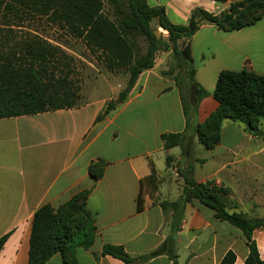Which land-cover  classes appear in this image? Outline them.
Masks as SVG:
<instances>
[{
  "label": "crops",
  "instance_id": "crops-1",
  "mask_svg": "<svg viewBox=\"0 0 264 264\" xmlns=\"http://www.w3.org/2000/svg\"><path fill=\"white\" fill-rule=\"evenodd\" d=\"M145 1L149 7H162L171 23L185 25L195 8L217 15L244 0ZM187 42L193 79L207 92L196 106L194 119L199 123L218 105L212 91L221 70L247 68L264 75V15L233 31L202 22ZM169 52L161 51L164 57L156 54L153 67L141 72L125 101L102 120L96 117L115 94L91 96L73 107L0 118V237L7 235L0 264H27L35 210L46 203L57 208L82 190H89L86 208L96 232L88 249L75 248L77 264H122L102 255L104 244L120 245L131 256L155 249L169 234L171 220L158 201L179 198L183 183L171 175L167 155L171 165L178 162L183 171L190 167L187 175L194 181L228 189L230 212L264 218V118L259 122L261 135L250 133L242 122L224 120L220 142L211 149L196 135L186 152L179 146L163 148V133H179L185 127L180 93L192 98L186 62L164 74L171 69L165 60ZM98 160L105 165L102 176L94 179L88 167ZM151 166L155 182L146 183ZM252 234L264 259V228ZM175 248L177 264H219L227 251L235 254L233 264H243L248 253L241 230L218 219L211 207L195 198L185 205ZM44 264L63 262L56 253ZM139 264L173 263L161 254Z\"/></svg>",
  "mask_w": 264,
  "mask_h": 264
},
{
  "label": "trees",
  "instance_id": "trees-1",
  "mask_svg": "<svg viewBox=\"0 0 264 264\" xmlns=\"http://www.w3.org/2000/svg\"><path fill=\"white\" fill-rule=\"evenodd\" d=\"M214 1L224 3L226 0ZM262 15L264 0L234 2L217 15L195 8L185 25L171 23L162 7H149L145 0H0V118L79 105L75 101L78 87L71 78L73 58L60 43H51L37 32L17 31L24 22L43 20L82 42L108 71H125V87L115 99L108 101L96 121L102 120L118 103L125 101L141 72L153 67L159 51L170 50L176 66L181 67L182 62L187 64V89L192 98L186 99L180 93L185 127L182 132L161 135L164 149L179 146L186 152L191 148L193 135L206 149H211L220 142L224 120L242 122L250 133L261 135L259 122L264 118V75L247 68L221 70L212 91L217 107L203 122L194 119L196 106L207 92L193 79L187 41L202 22L233 31L254 24ZM153 17L156 18L155 28L150 24ZM158 28L167 31V36L160 33L156 38L153 30ZM172 70L168 69L164 74ZM170 162L171 157L167 155L166 165L169 166ZM104 165L102 160L91 163L89 175L100 178ZM189 171L190 167L185 171L177 170L183 179L179 198L158 201L163 212L171 213L170 232L158 247L131 256L120 245L104 244L102 255L117 258L122 264H139L166 254L173 264H177L175 234L186 203L195 198L211 207L218 219L241 230L248 248L243 264H264L252 234L254 230L264 228V218L230 212L226 204L229 190L211 181L196 182L188 177ZM143 181L155 182L152 166L151 173ZM88 194L89 190H82L57 208L46 203L35 210L27 264H44L56 253L61 256L63 264H77L75 248L88 249L95 239L94 219L86 208ZM137 209H140L139 197ZM6 238L7 235L0 237V250ZM234 260L235 254L227 251L219 264H233Z\"/></svg>",
  "mask_w": 264,
  "mask_h": 264
},
{
  "label": "rangeland",
  "instance_id": "rangeland-1",
  "mask_svg": "<svg viewBox=\"0 0 264 264\" xmlns=\"http://www.w3.org/2000/svg\"><path fill=\"white\" fill-rule=\"evenodd\" d=\"M17 29H19L17 30L18 32H37L51 43H60L66 53L73 58V73L71 78L78 87L77 97L75 98L76 103L81 104L88 97L107 95V93L110 96L114 94L117 96L125 87L127 81L125 71H108L94 55L86 50L82 42L71 39L66 33L54 25L40 20L34 23L24 22L23 26ZM158 30L162 33L161 29L158 28ZM160 52L159 56L164 57L165 54L161 55ZM165 60L171 69L175 70L177 68L176 60L171 52H169ZM105 79H109V83L105 82ZM170 166L169 171L171 175L178 177L177 170L179 169V163L176 162L172 165L170 164ZM170 183L172 184V191H176L175 181L171 180Z\"/></svg>",
  "mask_w": 264,
  "mask_h": 264
},
{
  "label": "water",
  "instance_id": "water-1",
  "mask_svg": "<svg viewBox=\"0 0 264 264\" xmlns=\"http://www.w3.org/2000/svg\"><path fill=\"white\" fill-rule=\"evenodd\" d=\"M151 27L152 28H155V26H156V18L155 17H153L152 19H151ZM153 33H154V35L156 36V38H159L160 37V32H159V30L158 29H154L153 30Z\"/></svg>",
  "mask_w": 264,
  "mask_h": 264
},
{
  "label": "built area",
  "instance_id": "built-area-1",
  "mask_svg": "<svg viewBox=\"0 0 264 264\" xmlns=\"http://www.w3.org/2000/svg\"><path fill=\"white\" fill-rule=\"evenodd\" d=\"M159 29H161V32H162V34H163L164 36H167V31H165V30L162 29V28H159Z\"/></svg>",
  "mask_w": 264,
  "mask_h": 264
}]
</instances>
